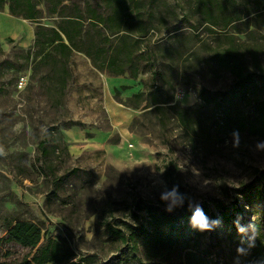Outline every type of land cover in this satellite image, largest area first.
I'll return each instance as SVG.
<instances>
[{
    "label": "rangeland",
    "instance_id": "1",
    "mask_svg": "<svg viewBox=\"0 0 264 264\" xmlns=\"http://www.w3.org/2000/svg\"><path fill=\"white\" fill-rule=\"evenodd\" d=\"M139 1L134 21L141 20L140 32L128 39L140 42L138 79L100 70L75 51L63 90L56 76L63 62L55 55L38 61V22L59 25L61 14L73 16L78 6L88 21V4L104 14L112 9L106 0H66L53 14L44 0L42 18L33 21L11 15L6 0L0 11V237L6 219H30L43 227L44 244L67 238L83 264H157L141 241L134 250L109 225L127 235L151 229L149 205L179 214L188 203L201 208L208 227L192 222L176 231L209 264H245L248 244L264 243V137L226 126H233L239 109L249 113L253 105L212 56L237 32L236 43L257 51L264 67V9L258 0H236L244 18L224 30L206 22L189 0ZM116 87L122 97L143 90L151 99L156 92L189 108L211 130L200 136L186 129L170 109L164 122L143 115L144 107L114 98ZM218 203L234 214L231 231ZM35 251L2 243L0 261L17 262ZM166 263L178 264L179 255Z\"/></svg>",
    "mask_w": 264,
    "mask_h": 264
},
{
    "label": "trees",
    "instance_id": "2",
    "mask_svg": "<svg viewBox=\"0 0 264 264\" xmlns=\"http://www.w3.org/2000/svg\"><path fill=\"white\" fill-rule=\"evenodd\" d=\"M49 5V11L53 14L60 13L66 7V0H45ZM44 0H10L9 13L15 17L40 21L43 11L39 5ZM107 6L112 9L109 14H104L95 6L88 4L86 11L81 7L75 8V15L61 14L59 25L45 26L38 22L35 32L34 45L38 47L37 56L40 62L47 61L51 55H55L56 61L63 62L62 72L58 73L57 80L64 87L68 76V63L75 51L85 53L100 70H108L116 76L130 75L132 79H138L141 65L139 52V40H128L130 35H135L141 21H134V15L140 14L141 1L136 0H106ZM6 0H0V11L4 10ZM195 4V9L203 16V19L213 27L221 26L224 30L244 18V10L238 6L236 0H189ZM258 5L264 9V0H258ZM250 13H247L249 16ZM89 24V27L88 25ZM141 26V25H140ZM101 27L103 30H101ZM95 29L96 32H93ZM214 29V28H211ZM136 31V32H135ZM142 31V30H141ZM119 36V37H118ZM139 36H145L140 33ZM116 37L117 40L115 39ZM237 32L229 36L230 45L214 49L213 59L223 68L229 71L236 80V86L240 89L239 95L253 105L249 113L242 109L237 111L232 120L233 126H226L234 130L248 131L257 137H264V67L261 64L260 55L250 46L237 44ZM222 44V42H221ZM243 47V48H242ZM245 47V48H244ZM254 68V69H253ZM158 76L157 72L154 77ZM128 86H123L126 89ZM121 89H114V98L121 104L133 109L144 107L143 115L155 114L159 121L164 122L168 117V109L176 112L178 121L188 130L197 134L207 135L211 127L203 125L200 120L193 118L191 110L172 103L170 99H160L154 92L153 98H148L143 90L135 91L122 97ZM146 103V104H145ZM137 118L134 119V123ZM199 125V129L197 124ZM210 139V137H209ZM47 140L40 142V148L44 156L48 154ZM264 178V170H259ZM220 206L221 217L226 223L227 230L231 231L230 224L234 214L228 213L224 204ZM139 206V204H138ZM195 209L188 203L182 207L179 214H170L155 204L148 206V214L152 224L151 229H139L127 235L122 229L109 225L112 234L124 243L133 242L134 250L139 249V242L146 252L157 264H167L176 255H179L178 264H209L205 257L200 256L194 248V244L185 239V235L176 231V227L192 223ZM164 226L173 230L166 231ZM45 231L36 221L22 218H10L5 220V234L0 237L2 243H16L31 250H36L32 256H26L17 262L0 261V264H83L75 260L76 253L65 237L50 239L43 243ZM141 239V240H140ZM85 260V259H84ZM245 264H264V243L256 240L248 244L244 254ZM86 264V263H85Z\"/></svg>",
    "mask_w": 264,
    "mask_h": 264
},
{
    "label": "clouds",
    "instance_id": "3",
    "mask_svg": "<svg viewBox=\"0 0 264 264\" xmlns=\"http://www.w3.org/2000/svg\"><path fill=\"white\" fill-rule=\"evenodd\" d=\"M170 195H172V194H170ZM165 198H167V197H165ZM192 222L194 225H199V228L201 230L208 227L207 219H206V217H205V215H204V213L200 207L196 208L195 214L192 217Z\"/></svg>",
    "mask_w": 264,
    "mask_h": 264
}]
</instances>
